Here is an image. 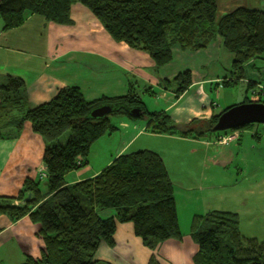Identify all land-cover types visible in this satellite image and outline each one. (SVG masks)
I'll return each mask as SVG.
<instances>
[{
  "label": "trees",
  "instance_id": "1",
  "mask_svg": "<svg viewBox=\"0 0 264 264\" xmlns=\"http://www.w3.org/2000/svg\"><path fill=\"white\" fill-rule=\"evenodd\" d=\"M76 1L87 6L115 40L148 52L157 68L172 60L175 45L204 49L220 37L233 54L230 75L222 79V85H229L245 77L247 64L264 56V11L239 6L218 18L217 0H0V14L5 28L21 26L29 14L69 24ZM257 83L258 99L246 95L243 102H264V82ZM191 84L189 69L164 80L165 89L172 86L177 95ZM25 88L24 78L17 75L7 74L0 83V138L18 134L30 121L46 143L45 181H25L18 195L23 206L11 204L14 197L0 198V213L13 220L29 214L40 225L41 257L28 256L21 264H111L95 254L101 244H114L119 222H132L151 249L182 237L175 185L158 152L121 154L95 176L73 183H66L65 176L87 165L94 142L117 128L110 114L146 119L148 130L155 133L202 138L213 133L219 115L230 106L210 119L194 118L181 126L165 110L150 111L135 86L125 95L97 99H87L77 86H65L34 107L27 104ZM104 104L114 105L113 111L92 117L91 111ZM136 106L141 109L139 117L131 113ZM67 129V140L61 141ZM108 209L111 214L103 216ZM191 234L198 244L195 264H264V240L244 235L236 212L214 209L197 215ZM148 264L161 263L152 255Z\"/></svg>",
  "mask_w": 264,
  "mask_h": 264
},
{
  "label": "crops",
  "instance_id": "2",
  "mask_svg": "<svg viewBox=\"0 0 264 264\" xmlns=\"http://www.w3.org/2000/svg\"><path fill=\"white\" fill-rule=\"evenodd\" d=\"M217 1L218 18L239 6L264 11V0ZM71 18V23L60 24L48 21L39 14H29L21 26L5 28L6 22L0 14V83L5 81L7 74L23 77L29 107L50 100L65 86L79 87L87 99L125 95L131 86H135L141 94L145 92L155 96L153 99L143 98L150 111L165 110L175 123L184 126L194 118L210 119L223 110L219 105L223 86L242 82L246 87V95L250 90L253 96L258 94L260 84L257 82L262 81L249 79L247 75L236 83L222 85V79L229 76L227 72H230L233 54L223 47L220 37L204 49L190 50L175 45L172 60L157 68L148 52L115 40L94 13L81 2L72 4ZM187 69L192 72V84L185 92L177 95L174 89H165V79H171ZM145 121L141 124L128 118V115L117 117L114 124L121 134V148L112 150L99 166L92 165L89 160L80 169L69 171L65 176L66 183L95 176L124 153L150 149L162 156L160 150L150 147V141L154 138L191 142L194 151L198 150V144L211 146V142L204 138L152 132ZM237 134V138L219 145L227 146L234 140L240 141L241 133ZM254 135L261 136L259 133ZM45 148L43 137L33 130L30 121L24 123L18 134L0 138V198L14 197L11 204L24 205V200L19 199L18 195L25 181H45ZM231 149L223 147L220 156L204 158V168L218 169L219 165L228 167L234 159ZM162 158L174 182L169 160ZM213 186L215 184L209 187ZM218 187L222 188V185ZM175 196L181 238L166 239L151 249L135 233L132 222H119L114 233V244H101L95 258L111 264H148L151 256L156 255L161 264H195L193 257L198 251V244L191 234L193 218L210 210H220L222 205L213 207L202 200L196 209L189 203L181 207L176 187ZM230 198L236 206L229 204L225 209L238 213L240 227L241 215L251 216L252 224L259 221L255 199L246 206L242 194L234 192ZM187 199L182 198L181 202ZM39 229V223L34 222L29 214L13 220L7 214L0 213V264H21L28 256L41 257L44 240ZM244 231L242 233L246 236L264 240L253 230V233Z\"/></svg>",
  "mask_w": 264,
  "mask_h": 264
},
{
  "label": "rangeland",
  "instance_id": "3",
  "mask_svg": "<svg viewBox=\"0 0 264 264\" xmlns=\"http://www.w3.org/2000/svg\"><path fill=\"white\" fill-rule=\"evenodd\" d=\"M227 74L230 75V72L228 71ZM246 75L249 79L264 81V56L256 58L246 65ZM170 87V90H172L173 87ZM221 89L220 108L224 109L245 100L246 87L242 82L223 86ZM247 96L250 99H258L257 95H252L251 90ZM142 97L144 99L155 98L151 93L146 94L145 92L142 93ZM262 99L264 100V95ZM124 115L126 114L113 113L110 114V119L114 123L117 117ZM128 118L130 117L128 116ZM135 121L141 124L146 122L145 119H136ZM252 125L250 127H246V125L229 129L227 132L220 131L207 134L202 138L209 143L211 142V146L198 144L197 151L193 150L195 147L191 142L168 138H154L150 141L152 144L150 147L160 150L165 160L168 158L181 207L189 203L190 206H194L196 209L200 206L202 200H206L213 207L220 204L222 205L220 210H226L225 208H228L229 204L236 206L230 198V194L237 192L243 195V203L246 206H249L251 200H256L254 204L257 206V215L259 216V221L252 224L250 221L251 216L241 215L243 233H245L244 230L249 233L254 231L261 238H264V124L255 122ZM69 133L70 129H67L61 135L60 140H67ZM231 133H241L240 141L234 140L233 143L227 146L215 143L218 134L227 135ZM254 133H259L261 136H255ZM120 145L121 134L118 129H115L112 134L103 135L92 145L89 155L91 164L99 166L112 150H119ZM223 147L233 148L231 149L233 150V161L228 167L219 165L218 169H205V164H202L203 159L208 158V156H220L219 153ZM211 184H215V186L210 188ZM220 184L222 188L218 187ZM182 198L188 199L181 202ZM109 210L111 209L105 210L103 216H108L110 214ZM188 211L191 210L188 209Z\"/></svg>",
  "mask_w": 264,
  "mask_h": 264
},
{
  "label": "water",
  "instance_id": "4",
  "mask_svg": "<svg viewBox=\"0 0 264 264\" xmlns=\"http://www.w3.org/2000/svg\"><path fill=\"white\" fill-rule=\"evenodd\" d=\"M114 109V105L104 104L95 107L91 111V116L94 118L105 117ZM140 107H133L131 113L135 117L140 116ZM264 124V102L249 101L234 104L224 110L218 117L216 123L211 128V131H227L229 129L240 128L251 123Z\"/></svg>",
  "mask_w": 264,
  "mask_h": 264
},
{
  "label": "built area",
  "instance_id": "5",
  "mask_svg": "<svg viewBox=\"0 0 264 264\" xmlns=\"http://www.w3.org/2000/svg\"><path fill=\"white\" fill-rule=\"evenodd\" d=\"M237 137H238L237 133H231L227 135L218 134V137L215 143L224 144V143L230 142L232 139H235Z\"/></svg>",
  "mask_w": 264,
  "mask_h": 264
}]
</instances>
